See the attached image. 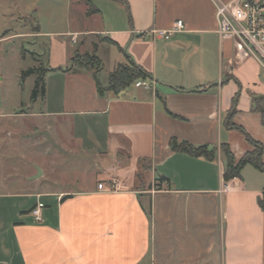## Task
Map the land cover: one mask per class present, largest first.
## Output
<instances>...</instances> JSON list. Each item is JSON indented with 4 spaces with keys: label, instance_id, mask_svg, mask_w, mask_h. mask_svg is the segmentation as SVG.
Instances as JSON below:
<instances>
[{
    "label": "crops",
    "instance_id": "1",
    "mask_svg": "<svg viewBox=\"0 0 264 264\" xmlns=\"http://www.w3.org/2000/svg\"><path fill=\"white\" fill-rule=\"evenodd\" d=\"M122 1L89 0L86 28L27 34L50 36V69L69 68L78 40L97 37L110 49L103 56L91 42L93 53L115 59L108 79L131 63L153 85L100 96L89 71L46 74L44 100L57 110L36 116L55 119L44 151L60 162L23 172L22 190L1 185L0 264H264V171L248 165L225 182L221 152L227 145L240 160L254 150L225 124L237 94L234 123L264 147L263 69L220 39L212 0ZM179 21L169 39L157 34ZM172 140L217 157L176 152ZM38 203L41 223L31 215Z\"/></svg>",
    "mask_w": 264,
    "mask_h": 264
},
{
    "label": "rangeland",
    "instance_id": "2",
    "mask_svg": "<svg viewBox=\"0 0 264 264\" xmlns=\"http://www.w3.org/2000/svg\"><path fill=\"white\" fill-rule=\"evenodd\" d=\"M88 1L0 0V39L18 35L0 42V187L7 183L10 190H22L23 172L35 174L34 165L37 163L50 166L60 162L54 157L46 158L44 151L54 145L51 136L56 129L55 119L36 116L47 113L48 106L50 111L57 110L53 105L55 103L48 104L46 99L41 98L33 101L37 74L24 76L30 69H48L51 38L37 39L27 34H31L36 26L48 35L86 28L84 13ZM91 28L99 27L91 25ZM91 42L101 45L102 55L110 49L97 37H85L83 41L78 40L72 57L93 55ZM114 60L112 53L104 58L99 74L104 84L114 68ZM74 64V70L80 69L77 62ZM38 134L47 139L45 144L36 141Z\"/></svg>",
    "mask_w": 264,
    "mask_h": 264
},
{
    "label": "trees",
    "instance_id": "3",
    "mask_svg": "<svg viewBox=\"0 0 264 264\" xmlns=\"http://www.w3.org/2000/svg\"><path fill=\"white\" fill-rule=\"evenodd\" d=\"M92 12H96V10L94 9ZM34 31L38 32L40 31V28L35 27ZM75 62H77L80 68L79 70H85L92 73V77L96 82L97 91L100 96H104L108 92H112L114 94H120L123 91L130 88L136 82L149 78V75L145 73L141 68L132 65L131 63L130 65L122 64L119 65L117 69L109 75L107 85H103L99 77V74L103 69L102 67L103 64L101 63L100 58L96 54L93 55L86 54L78 58L73 57L70 61L71 67L64 70L61 68L60 69L48 68L46 70H43L42 68L39 69L34 68V69H30L28 72H25L24 76L27 74H37L35 88L32 95L33 101H36L39 98L41 99L45 98L46 96L45 76L48 72H54V71L69 72L72 69H74L73 65L75 66L74 64ZM238 97L239 94H237L233 98L232 107L226 117L225 124L229 129L238 130L242 132L246 136L247 141L254 147V150L246 154L240 160H236L229 146L221 145V152L223 154L224 164H225L224 175H223L225 182H229L236 178H240L242 170L248 165H252L258 168L259 170L264 171V163L262 161L263 152H264L263 145L250 138V136L246 134V132L242 127L237 126L234 123V119L238 112L237 111ZM171 146L174 151L188 153L195 158L204 157L207 160L212 161L215 160L217 157V150L209 149V147L206 145L200 147H194L187 143H178L176 140H172ZM258 203L260 208L264 212V196L262 199H259Z\"/></svg>",
    "mask_w": 264,
    "mask_h": 264
},
{
    "label": "built area",
    "instance_id": "4",
    "mask_svg": "<svg viewBox=\"0 0 264 264\" xmlns=\"http://www.w3.org/2000/svg\"><path fill=\"white\" fill-rule=\"evenodd\" d=\"M212 1L215 7L217 32L220 39L233 42L236 60L254 59L264 71V0H232L228 3L220 0ZM183 29L184 24L179 21L172 30L159 31L157 34L169 39L174 32ZM152 85L151 82H137L135 84L136 87L145 89H151ZM98 188L106 193H111L119 191L120 185L114 183L111 187H106L100 183ZM228 190L229 186L226 185L221 193ZM44 207L43 203H38L31 210V215L38 223L43 221L42 211Z\"/></svg>",
    "mask_w": 264,
    "mask_h": 264
}]
</instances>
